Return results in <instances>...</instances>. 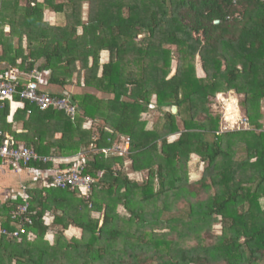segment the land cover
<instances>
[{
    "label": "trees",
    "instance_id": "trees-1",
    "mask_svg": "<svg viewBox=\"0 0 264 264\" xmlns=\"http://www.w3.org/2000/svg\"><path fill=\"white\" fill-rule=\"evenodd\" d=\"M0 50L2 71L39 74V93L76 82L73 119L5 101L0 132L41 157L83 153L94 180L88 199L50 178L28 187L31 224L0 237V264H264V0H0ZM230 92L247 130L220 131L210 105ZM20 204L0 205L3 228Z\"/></svg>",
    "mask_w": 264,
    "mask_h": 264
},
{
    "label": "built area",
    "instance_id": "built-area-1",
    "mask_svg": "<svg viewBox=\"0 0 264 264\" xmlns=\"http://www.w3.org/2000/svg\"><path fill=\"white\" fill-rule=\"evenodd\" d=\"M215 23H217V21ZM34 78L39 79V74L36 71H32L27 76H17L13 71L6 72L2 71L0 68V107L3 106L5 101H8L10 107L13 106L18 109L19 107L23 106L24 102H28L30 104H34L40 110H46L49 107H55L73 119L76 113L74 106L70 104V92L65 91L63 94L64 96L58 99L52 98L47 93H39L38 83L33 80ZM19 81H22L24 84L18 91ZM16 94L19 95L20 102L14 101V96ZM90 124V122H86L84 128H87ZM235 126H237L236 129ZM248 128L249 126L244 122V117L241 123L224 122L223 119L220 131L225 132L239 129L247 130ZM0 136L2 137V142L0 145V159L14 174L21 173V171L27 169L28 165L32 162L41 164L51 163L52 169L50 172H38L40 173L39 176L42 177L45 183L46 180L50 178L51 184L54 187L60 189L69 188L71 191H77L79 196L88 199L94 180L87 175H82V172L84 171L83 153H80L71 159L41 157L34 150L24 145H12L8 135H4L0 132ZM128 147V141H125L124 145L120 149V152H126ZM106 152L108 153V150H106ZM117 152L118 147H113L110 149V153ZM58 161L60 162L57 163ZM71 164L72 166L61 168V165ZM34 180L37 182L40 180V178H35ZM25 191L26 187L21 186L22 204L18 205L15 208L16 210L10 213L11 220L16 221L18 226L16 229L8 230L2 227V223L0 221V237L18 240L23 235L27 234L25 226L30 225L31 220L25 216L28 208Z\"/></svg>",
    "mask_w": 264,
    "mask_h": 264
},
{
    "label": "rangeland",
    "instance_id": "rangeland-1",
    "mask_svg": "<svg viewBox=\"0 0 264 264\" xmlns=\"http://www.w3.org/2000/svg\"><path fill=\"white\" fill-rule=\"evenodd\" d=\"M25 2H26V0H20V4L21 5H24ZM85 11H86V7H84V12ZM85 13H84V15H85ZM44 20L47 21V22H49V23H51V24H58L61 19L58 18V16L55 18L54 14L51 13L50 11H45ZM4 30H5L6 33H8L9 27L8 26H5ZM23 46L26 47V43L23 44ZM0 53H1V50H0ZM107 57H108V55L106 53L101 54V62H105V60H107ZM197 76L200 77V78H203L204 77V74L202 73L199 64L197 65ZM75 83L76 82L73 81L72 86H68L66 88L67 91H69L70 93H73L76 90L75 89ZM233 99L235 101L234 103L232 102ZM238 99H239V97L238 96H235L232 92L226 93L225 95H221L220 94V96L219 95L217 96L216 102H215V100H214V102H211V105H210L211 110L213 112H215V113L220 114L221 120L223 121V119H224V122H229L231 120V122H229V123H241V121H243V117H242L243 115L241 113V110H239V108H237V107H239L238 106ZM228 108H230L231 110H228ZM233 109H236V111L238 110L237 112L239 114L236 113V112H234L235 110H233ZM16 110H17V108H15L13 106L10 107V112L11 113L12 112H15ZM160 116H161V114H160ZM142 117L143 118H147V119H153L155 117H159V114H158V112L152 110V111L149 112V114L147 113V114L142 115ZM236 128H237V126H235V129ZM176 138H177V136H174V137H171L168 140L169 141H173ZM196 161H197L196 157H193L191 159V163L189 164V166H190L189 169H191V171H190V180H192V181L197 180L200 177L199 174H200L201 167H199L198 165H196ZM143 175L145 176V174H142V176L137 175V176L132 177V178H133V180H136V181H139L140 180L141 181V179L144 178ZM120 211H122V210H120ZM71 231H75V232H71ZM215 231L216 232H219L218 231V228ZM66 233L70 237H76V236H78V238H80V236H81V232L79 230L69 229V230H67ZM73 233H76V234H74L76 236L72 235Z\"/></svg>",
    "mask_w": 264,
    "mask_h": 264
},
{
    "label": "crops",
    "instance_id": "crops-1",
    "mask_svg": "<svg viewBox=\"0 0 264 264\" xmlns=\"http://www.w3.org/2000/svg\"><path fill=\"white\" fill-rule=\"evenodd\" d=\"M105 53V52H104ZM15 112H12L11 114L13 115ZM9 121H11V118H9ZM60 159V158H58ZM71 159V158H68ZM58 161L57 163H59ZM40 173L35 172L32 169H24L21 171L19 174H14L6 164L0 166V205H3L6 201L8 200H18L19 198L21 199V186H25L26 189L28 187L33 186L35 182V178H40L39 181L36 183H41L43 186L44 180L42 179L41 176H39ZM1 221V220H0ZM47 223H50V219H46ZM72 230H77L75 228H69ZM68 229V230H69ZM75 232V231H71ZM76 233H73L74 235ZM71 235V236H72ZM76 236V235H74ZM78 237V236H76ZM53 236L52 233L47 235V240L52 241Z\"/></svg>",
    "mask_w": 264,
    "mask_h": 264
},
{
    "label": "bare ground",
    "instance_id": "bare-ground-1",
    "mask_svg": "<svg viewBox=\"0 0 264 264\" xmlns=\"http://www.w3.org/2000/svg\"><path fill=\"white\" fill-rule=\"evenodd\" d=\"M226 100H227V99H226ZM229 101H230V100H229ZM232 102H233V103L235 102V101H234V99H233V101H232ZM226 105H227V104H226ZM233 105H234V104H233ZM228 110H231V109H230V108H228ZM233 110H235L234 112L238 113V112H237L238 110H237V111H236V109H233ZM234 112H233V113H234ZM238 114H239V113H238ZM227 115H228V114H227ZM224 116H225V115H224ZM236 116H237V115H236ZM238 116H239V115H238ZM230 121H231V120H230ZM230 121H229V122H230Z\"/></svg>",
    "mask_w": 264,
    "mask_h": 264
},
{
    "label": "clouds",
    "instance_id": "clouds-1",
    "mask_svg": "<svg viewBox=\"0 0 264 264\" xmlns=\"http://www.w3.org/2000/svg\"><path fill=\"white\" fill-rule=\"evenodd\" d=\"M220 95V94H219ZM218 96V95H217Z\"/></svg>",
    "mask_w": 264,
    "mask_h": 264
}]
</instances>
